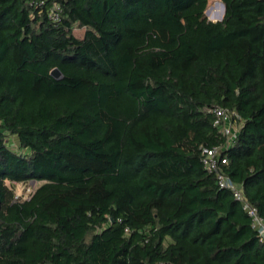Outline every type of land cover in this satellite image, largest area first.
<instances>
[{"label":"trees","instance_id":"16d2710c","mask_svg":"<svg viewBox=\"0 0 264 264\" xmlns=\"http://www.w3.org/2000/svg\"><path fill=\"white\" fill-rule=\"evenodd\" d=\"M38 1L0 0V264H264L202 159L264 219V0Z\"/></svg>","mask_w":264,"mask_h":264},{"label":"built area","instance_id":"2783aa9c","mask_svg":"<svg viewBox=\"0 0 264 264\" xmlns=\"http://www.w3.org/2000/svg\"><path fill=\"white\" fill-rule=\"evenodd\" d=\"M38 4L41 6L44 5L45 0H39ZM47 13L54 22H58L61 19L62 8L59 3L53 2L47 8ZM208 111L215 116L214 124L219 127L222 133L228 136V146L232 143L237 135V130L233 131V127L237 124V121L233 119L236 113L220 105L209 107ZM223 149L224 148L222 145L203 147V165L210 173H213L217 177L220 187L230 189L233 192L235 198L241 202L243 208L252 218L253 227L259 231L260 240L264 242V219L259 214L258 208L251 204L246 198L242 187L230 179V177L224 172L222 165L227 162V159L223 156Z\"/></svg>","mask_w":264,"mask_h":264},{"label":"rangeland","instance_id":"374dc122","mask_svg":"<svg viewBox=\"0 0 264 264\" xmlns=\"http://www.w3.org/2000/svg\"><path fill=\"white\" fill-rule=\"evenodd\" d=\"M223 14V5L221 0H209V5L206 11V15L210 20L220 19ZM76 32L81 35L83 29H76ZM238 128L237 124L233 127V131H236ZM13 143H15L13 141ZM38 186L36 181H29L26 183H14V188L16 195L29 197L34 189Z\"/></svg>","mask_w":264,"mask_h":264},{"label":"water","instance_id":"95a60500","mask_svg":"<svg viewBox=\"0 0 264 264\" xmlns=\"http://www.w3.org/2000/svg\"><path fill=\"white\" fill-rule=\"evenodd\" d=\"M222 5L224 6V4L222 3ZM224 14H225V6H224V10H223V14L221 15L220 19H222L224 17ZM220 19H215L214 21L216 20H220ZM52 75L57 78V79H60L63 77V73L60 71L59 68H55L53 69L52 71Z\"/></svg>","mask_w":264,"mask_h":264},{"label":"bare ground","instance_id":"6f19581e","mask_svg":"<svg viewBox=\"0 0 264 264\" xmlns=\"http://www.w3.org/2000/svg\"><path fill=\"white\" fill-rule=\"evenodd\" d=\"M223 10H224V6H223Z\"/></svg>","mask_w":264,"mask_h":264}]
</instances>
